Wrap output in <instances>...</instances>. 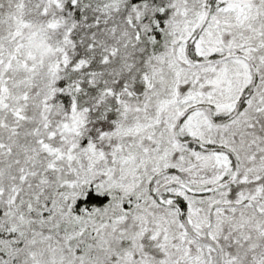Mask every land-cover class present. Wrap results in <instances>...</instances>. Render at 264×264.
<instances>
[{
    "label": "snow or ice",
    "instance_id": "snow-or-ice-1",
    "mask_svg": "<svg viewBox=\"0 0 264 264\" xmlns=\"http://www.w3.org/2000/svg\"><path fill=\"white\" fill-rule=\"evenodd\" d=\"M0 264H264V0H0Z\"/></svg>",
    "mask_w": 264,
    "mask_h": 264
}]
</instances>
